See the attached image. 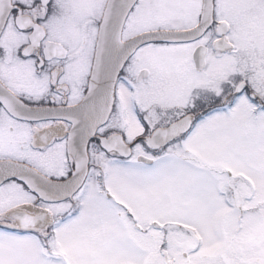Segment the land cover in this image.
Returning a JSON list of instances; mask_svg holds the SVG:
<instances>
[{
  "label": "snow or ice",
  "instance_id": "6c2138e0",
  "mask_svg": "<svg viewBox=\"0 0 264 264\" xmlns=\"http://www.w3.org/2000/svg\"><path fill=\"white\" fill-rule=\"evenodd\" d=\"M0 264H264V0H0Z\"/></svg>",
  "mask_w": 264,
  "mask_h": 264
}]
</instances>
